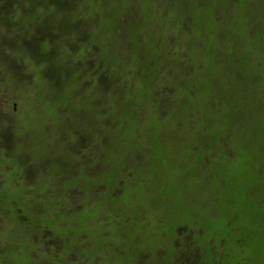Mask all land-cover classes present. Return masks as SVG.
<instances>
[{"label": "trees", "instance_id": "1", "mask_svg": "<svg viewBox=\"0 0 264 264\" xmlns=\"http://www.w3.org/2000/svg\"><path fill=\"white\" fill-rule=\"evenodd\" d=\"M6 29L0 264H264V0H0Z\"/></svg>", "mask_w": 264, "mask_h": 264}, {"label": "rangeland", "instance_id": "2", "mask_svg": "<svg viewBox=\"0 0 264 264\" xmlns=\"http://www.w3.org/2000/svg\"><path fill=\"white\" fill-rule=\"evenodd\" d=\"M30 5V7H29V11H30V9H31V12H30V14L29 15H32V16H34V15H36L37 17L40 15V14H42L46 9H48V11H49V13H47L45 16H43V18L41 19V18H39V21H38V23L39 24H41L42 22H44L45 21V23H46V17L48 18L47 19V21L53 16L54 18H55V20L57 21V22H59L60 21V19L62 18V19H65V20H67V19H69L70 18V12L69 11H66L67 10V8H61V7H59V8H57V6H50V5H47L48 7H46V6H43V7H41V8H38V7H36V6H33L32 4H29ZM70 6H68V8H69ZM23 8V10H24V8H26V7H22ZM17 10H18V12H19V14L21 13V11H20V9L19 8H17ZM22 10V9H21ZM93 10V9H92ZM90 10V15L92 16V17H90V19H95V16H93L94 15V13H93V11H95V10ZM103 10V9H102ZM47 11V10H46ZM47 11V12H48ZM85 15H87V14H85ZM17 16H18V13H17ZM41 20V21H40ZM100 20V27H102V26H104V23L102 22V20L101 19H99ZM98 22V21H97ZM23 23H24V21H23ZM6 32V33H5ZM121 35H122V37H125L124 35H123V32H121ZM4 37H6V38H9V39H5V40H3V45L2 46H0V48H1V50L3 51V53H0V77L1 76H4V74H5V72H7V71H5L4 70V68H6V65H9V66H11L13 63H12V58L13 59H17V58H24V56H22V55H18V51H16V38H14V37H9V32L7 31V29L4 31ZM66 39H67V37H66ZM9 41H10V43H9ZM74 41V40H73ZM72 41V42H73ZM82 43V41L81 40H75L74 42H73V44L71 43V45L73 46V48H76V47H78L79 46V44H81ZM11 47V48H8V49H11V51H12V53H11V57L12 58H8L9 56H7L5 53H4V47L6 48V47ZM71 48V47H70ZM7 49V50H8ZM95 53H97V51L96 50H93V51H91V53H90V55L91 56H93L94 57V55H95ZM95 58V57H94ZM7 69V68H6ZM119 73H120V71H119ZM9 74H10V71H9ZM87 73H81L80 74V77H79V82L80 81H83V80H85V78L87 77ZM16 76H18V75H15V78L17 79V80H20L19 82H22V80H21V78L20 77H16ZM123 76V75H122ZM0 81L2 82L3 80L0 78ZM16 80H14V81H12V83H14ZM36 81H39V79L36 77ZM65 81V80H64ZM11 83V81H10V84H12ZM17 83V82H16ZM9 84V86H5V88H4V91L0 94V118H2V116H6V117H4V118H6V119H10L11 121L13 120V122L15 121V120H18L19 119V117H20V107H24V105H22L24 102H22V104L20 105V107H19V105L17 106V103L19 102L16 98H14V95L15 96H17V98L19 99V100H22V97H21V95H26L25 94V92L24 93H22V92H20V95L18 96L17 95V93L19 92V91H17V88H15L13 91L12 90H10V87H11V85ZM80 87V91H82L83 90V88L81 87V86H79ZM75 89L74 90H76L75 92L77 93V91H78V87L76 86V87H74ZM20 89V88H19ZM39 90V89H38ZM43 91V90H42ZM73 95H69V94H67V93H65L64 94V96H63V99H61L60 101H59V103H56V104H54L53 106H51V108L49 109V110H51L50 111V113L52 114V116H53V120H54V123H53V125L57 128L60 124V121L61 122H63V119H62V116L60 115V112H59V109L61 108V107H64V109L65 108H69V107H67V105L68 106H70V108H71V110H74V111H76L77 110V107H83V106H80V104L77 102V101H75L73 98ZM27 100V99H26ZM85 108V107H84ZM17 109V110H16ZM79 110H78V112L77 113H80V114H82L83 115V113L81 112V111H83V109L82 108H78ZM52 110H53V112H52ZM81 110V111H80ZM73 111V112H74ZM74 116H75V114H74ZM75 118L77 119V116H75ZM38 131H39V128H38ZM52 131H53V129H52ZM52 136H54V139H56V137L58 136L57 134H53ZM183 138V137H182ZM36 139H39V137H38V133H37V138ZM184 139V138H183ZM186 139V138H185ZM206 158H208V156H206ZM169 172H173V176H175V178L176 177H179V178H181V180L182 181H184L185 179H186V176H187V174H186V172H187V170H186V168H184L180 163H175V164H173V165H171V167H170V169H169ZM236 175V174H235ZM262 184V187L264 188V183H261ZM259 196H261L262 198H264V194L262 195V194H258ZM263 200V199H262ZM256 200H251V201H244V202H242L241 203V207L243 206V208H246V210H248V211H252V207L251 206H254V205H252V203L253 202H255ZM252 214V213H251ZM250 214V215H251ZM258 218V217H257ZM260 218V217H259ZM258 218V219H259ZM255 220H256V218L254 217V216H250L249 217V222H251V223H255ZM243 223H244V225H246L248 222L244 219L243 220ZM256 227H258L257 226V224L255 223L254 224ZM221 228L222 227H220V224L218 225V226H216L215 227V231H216V236H219V234H220V231H222L221 230ZM3 224L0 222V246L5 242V238H2L1 237V232H4L3 230ZM54 243H55V241H54ZM58 245H60V246H58ZM55 244L54 245V248L53 249H50V250H42V248H37L36 250H34V252L32 253V257L33 258H35V260H36V262L37 263H40V261L43 263V264H58V263H56L55 262V260L58 258V257H60L59 255H60V253H61V243H59V244ZM48 255L46 258H43V255ZM49 255L51 256V257H49ZM13 255H11V258L13 259ZM54 258V259H53ZM13 260H15V259H13ZM33 260V259H32ZM34 260V261H35ZM75 260V258H70V255H67V257H63V262H62V264H66V262H72V261H74ZM71 264V263H70Z\"/></svg>", "mask_w": 264, "mask_h": 264}]
</instances>
